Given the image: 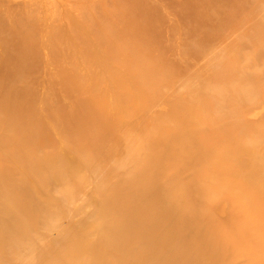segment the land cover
Returning <instances> with one entry per match:
<instances>
[{
  "label": "rangeland",
  "instance_id": "374dc122",
  "mask_svg": "<svg viewBox=\"0 0 264 264\" xmlns=\"http://www.w3.org/2000/svg\"><path fill=\"white\" fill-rule=\"evenodd\" d=\"M69 1L141 27L0 5V264H264V0Z\"/></svg>",
  "mask_w": 264,
  "mask_h": 264
},
{
  "label": "bare ground",
  "instance_id": "6f19581e",
  "mask_svg": "<svg viewBox=\"0 0 264 264\" xmlns=\"http://www.w3.org/2000/svg\"><path fill=\"white\" fill-rule=\"evenodd\" d=\"M49 4H53V8L55 10L54 11H50L49 13L44 10V12L40 15H37V18H35V23H38L39 26L41 27H44L46 26V22L48 19H51V25L49 26V28L51 27H56V28H53L54 29H61L62 28H66L68 31L67 32H71L73 34H75V37L76 38H80V34L78 33V28L79 27H82V28H86L87 30L90 29V30H93V29H96V28H99L101 27L102 25H105L107 26V29L108 30H111V31H114L118 34H122V33H127L130 32V31H135L137 29H140L141 27V23L140 21L136 18L137 15H138V12H139V4H137V2L135 1H130L132 2L133 4V8L128 11V12H125V10L123 11H117V10H113V11H109L108 13H103V11H100V10H97L96 6L94 8H88L86 4H84L85 2H83L79 7L78 6H75L74 3H72L71 1H67V2H63L64 4H66L67 6L64 8L63 6H61L59 4V0H44V3L47 2ZM56 2V4H55ZM144 2V1H143ZM154 2V1H153ZM47 3V4H48ZM69 3V4H68ZM8 4L10 5V7L12 8L13 6L15 7H21V9H24L26 10L29 9V14H32L33 10H37L39 7L42 6V2L41 0H0V5H6L8 6ZM48 4V5H49ZM153 4V3H152ZM13 5V6H11ZM50 5V6H51ZM122 6V5H121ZM124 6V5H123ZM152 6V5H151ZM4 7V6H3ZM5 8V7H4ZM10 8V9H11ZM52 8V7H51ZM18 9V8H17ZM52 10V9H51ZM60 10L61 12V17L59 19H56V16H57V11ZM67 10H76L77 12L76 13H72V12H69ZM129 10V9H128ZM5 11L4 15H8L7 12L9 13V10L8 8H5ZM12 11V10H11ZM127 11V10H126ZM19 12V11H18ZM17 12V13H18ZM37 12V11H36ZM47 12V13H46ZM14 12V14H17ZM34 13V12H33ZM13 14V15H14ZM39 14V13H38ZM11 15V14H10ZM20 15V14H19ZM28 15V14H27ZM18 15H16L17 17ZM39 16V17H38ZM13 17V16H11ZM24 17H26V15H24ZM8 18V17H7ZM20 18V16H19ZM28 18V17H27ZM26 18V19H27ZM33 18V15H30V18H28L27 22H25V20L23 21V23H25V25L22 23V27L26 30H29L27 27H26V24L27 23H31L34 21ZM14 19V18H13ZM17 19V18H16ZM37 19V20H36ZM16 21V20H15ZM22 21V20H21ZM33 23V25L35 24ZM49 23H50V20H49ZM145 23V22H144ZM19 24V23H18ZM28 26V24H27ZM47 26V27H48ZM34 27H37V24L36 26ZM33 27V28H34ZM32 28L30 27V30ZM36 29V28H35ZM38 29V28H37ZM48 30V29H47ZM51 31V30H50ZM55 31V30H54ZM53 31V32H54ZM25 32V31H23ZM38 32V31H37ZM60 32V31H59ZM70 32V33H71ZM18 34V33H17ZM51 34V33H50ZM34 35V34H33ZM112 35V34H111ZM115 35V34H114ZM118 36V35H117ZM120 36V35H119ZM34 37H37V36H34ZM123 37V36H121ZM73 38H74V35H73ZM38 39V38H37ZM36 39V40H37ZM118 40H120V38H118ZM76 41V40H74ZM108 42H112V40H108ZM76 43V42H75ZM77 44V43H76ZM91 49V48H90ZM89 49V50H90ZM93 49V48H92ZM67 50V49H65ZM64 50V51H65ZM75 50V49H74ZM88 50V49H87ZM88 50V51H89ZM63 51V52H64ZM86 52V51H85ZM60 53V51H59ZM68 53V51H67ZM88 53V52H87ZM61 55V54H60ZM70 55V54H69ZM85 55V54H84ZM87 55V54H86ZM92 55V54H91ZM42 56V55H41ZM83 56V55H82ZM89 56V55H88ZM63 57V56H61ZM60 57V58H61ZM85 57V56H84ZM87 57V56H86ZM71 58V56H70ZM69 58V59H70ZM92 58V57H90ZM79 59V58H78ZM160 106V105H159ZM255 108L253 107L252 110H254ZM250 110V109H249ZM250 115H255L256 114H252L250 113ZM241 167V166H240ZM244 180V179H243ZM249 184V183H248ZM224 203V202H223ZM222 208V207H221ZM221 211V210H220ZM221 213V212H220ZM223 213V211H222ZM154 228V226H153ZM152 227H149V232L153 229ZM160 244H157L156 247H160ZM165 244V243H164ZM146 250H149L151 251L152 255L155 254L156 252L153 251V250H150L149 248H146Z\"/></svg>",
  "mask_w": 264,
  "mask_h": 264
}]
</instances>
